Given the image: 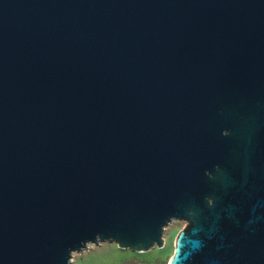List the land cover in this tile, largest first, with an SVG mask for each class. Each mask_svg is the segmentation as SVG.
<instances>
[{
    "label": "water",
    "instance_id": "obj_1",
    "mask_svg": "<svg viewBox=\"0 0 264 264\" xmlns=\"http://www.w3.org/2000/svg\"><path fill=\"white\" fill-rule=\"evenodd\" d=\"M264 264V0H0V264L137 252Z\"/></svg>",
    "mask_w": 264,
    "mask_h": 264
},
{
    "label": "rangeland",
    "instance_id": "obj_2",
    "mask_svg": "<svg viewBox=\"0 0 264 264\" xmlns=\"http://www.w3.org/2000/svg\"><path fill=\"white\" fill-rule=\"evenodd\" d=\"M184 225V221L175 220L165 228L163 247L156 245L148 251L137 252L130 248H121L115 241H104L75 252L72 262L73 264H172L175 237Z\"/></svg>",
    "mask_w": 264,
    "mask_h": 264
},
{
    "label": "bare ground",
    "instance_id": "obj_3",
    "mask_svg": "<svg viewBox=\"0 0 264 264\" xmlns=\"http://www.w3.org/2000/svg\"><path fill=\"white\" fill-rule=\"evenodd\" d=\"M174 221H175V220H174ZM172 222H173V221H172ZM172 222H171V223H172ZM171 223H170V224H171ZM93 245H94V243H89L88 247H91V246H93ZM88 247H87V248H88Z\"/></svg>",
    "mask_w": 264,
    "mask_h": 264
}]
</instances>
